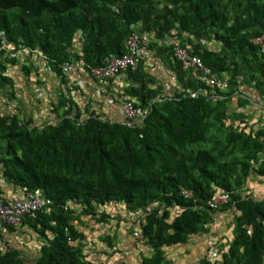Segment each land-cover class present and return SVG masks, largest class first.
Returning <instances> with one entry per match:
<instances>
[{"label": "trees", "instance_id": "16d2710c", "mask_svg": "<svg viewBox=\"0 0 264 264\" xmlns=\"http://www.w3.org/2000/svg\"><path fill=\"white\" fill-rule=\"evenodd\" d=\"M134 31L172 37L228 87L184 69L171 47L142 42L175 73L172 92L155 86L141 51L138 68L120 75L127 83L119 96L146 109L144 117L116 121L81 108L62 64L75 61V72L92 76L107 57L129 52ZM263 44L264 0H0V93L16 100L13 109L0 106V198L51 200L21 226L0 228V264H97L82 226L141 211L140 240L152 251L142 264H170L164 248L208 233L217 213L230 214L232 234L196 264H264V128L232 107L235 97L239 107L252 104L242 86L264 90ZM35 51L60 78L54 118L40 123L23 112L9 73L24 55V81L45 83ZM221 193L229 202L211 208ZM102 234L96 239L114 247Z\"/></svg>", "mask_w": 264, "mask_h": 264}, {"label": "crops", "instance_id": "0c3cea01", "mask_svg": "<svg viewBox=\"0 0 264 264\" xmlns=\"http://www.w3.org/2000/svg\"><path fill=\"white\" fill-rule=\"evenodd\" d=\"M142 52L146 57L144 60L145 69L156 78L157 83H155V86H161L165 93H171L172 85L175 81V73L151 48L148 49L143 47ZM25 59V56H21L17 64L9 66V73L13 74L17 94L23 105L27 107V116L33 117L29 112L30 101L34 103L32 111H35L37 116H44L46 114L54 116L51 113V109H49L52 106L49 104L48 108V103L52 102V100L57 101L55 91L60 85V78L57 74L50 71L47 64L39 63L38 66L41 68V73L43 72L45 83L40 84L37 79H35L34 84L30 81L25 82L22 78V64ZM69 77L70 76H67L69 83H75L79 86L76 91V96L77 102L80 104L81 108L84 109L85 107H89L90 110H98L101 112L105 118H111L116 121L123 120V105L121 97L119 96V91H123V87L126 86L127 83L124 75L110 80L104 87H100L95 78L83 71H74V73L71 74V79H69ZM241 92L244 93V95L241 96H247L252 104H249L246 108L239 107L238 97H235L232 104L233 110L244 112L249 116L248 119L252 120V123L255 124V127L264 128V90L260 92L253 85H245L241 87ZM21 93H23V97ZM53 95L56 96L55 99H53ZM37 96L38 98H36ZM35 121L39 122L40 120L37 121L35 119ZM260 193L262 194L261 196L264 195V191ZM146 214V212L142 211L136 214L124 213L123 219L120 220L116 217H110L111 223L105 226H103V224L99 225L93 221L87 224L89 226L83 225L82 228L86 231L88 236H92L91 238L95 241L92 243L90 237L85 239V253L97 264H142L143 257H150L152 251L149 246L141 242V237L135 236V232L140 231L141 222L144 220ZM227 215L230 214H215L214 222L208 233L194 235L186 244L165 247L166 257L171 261L170 264H196L202 259L207 258L208 253L215 255L216 252H219L220 244L224 243L223 239H226L224 230L220 225L221 218H223L222 216L227 217ZM229 223L231 225L230 220ZM213 224L215 229L212 230V228H214ZM91 227H96L97 232L91 231ZM221 228L223 231H221L220 234ZM230 228L232 230L233 225H231ZM101 233H103V236L107 235L109 241L112 239L114 247H111V245H108L102 240L96 239V235H101ZM20 236H22L21 238L24 240L27 239L25 235L24 238L23 235ZM217 237L220 238L217 240ZM21 238L17 236L18 241ZM31 241H35V239ZM214 243H216L217 247L213 250L212 244ZM31 245L35 251L39 250L40 244L36 241L31 243Z\"/></svg>", "mask_w": 264, "mask_h": 264}, {"label": "built area", "instance_id": "2783aa9c", "mask_svg": "<svg viewBox=\"0 0 264 264\" xmlns=\"http://www.w3.org/2000/svg\"><path fill=\"white\" fill-rule=\"evenodd\" d=\"M156 42L159 45L165 47H171L176 59L182 64L184 69H195L201 71L202 75L210 87L220 85L226 89L228 87L227 80H221L212 71V69L204 64L201 57L192 55L187 49L180 46L172 37L167 36L164 39H159L150 32H138L134 31L127 40V47L129 52L122 56L107 57L104 63L92 67L91 75L97 80L100 87H104L112 79H115L128 71L129 69H137L140 63V52L142 42ZM257 42L263 43V37L257 38ZM264 50V44H263ZM34 59L39 63L48 61L49 57L41 51L34 52ZM76 68L75 61H67L62 64V69L65 75L71 76ZM121 100L123 105V114L125 120H136L142 118L147 114V110L141 106L135 105L131 100L121 94ZM260 141H264V133L258 138ZM260 162H264V151L261 155ZM181 194L186 198L193 197V191L189 188L182 187ZM230 196L228 193H221L214 195L210 201L209 206L211 208H219L221 205L228 203ZM51 204L49 198L45 199L41 196H37L31 192H26L23 195H16L7 202L0 198V226L6 224L19 225L23 222V219L34 214L36 211L43 207H47ZM136 237H141V231L135 232ZM214 252V251H213ZM217 254V253H216ZM215 254V255H216ZM215 264H220L216 262Z\"/></svg>", "mask_w": 264, "mask_h": 264}, {"label": "rangeland", "instance_id": "374dc122", "mask_svg": "<svg viewBox=\"0 0 264 264\" xmlns=\"http://www.w3.org/2000/svg\"><path fill=\"white\" fill-rule=\"evenodd\" d=\"M24 55H22V57H23ZM43 73V72H42ZM30 82H33V84H34V82H35V77H32V79H30L29 80ZM35 85H37V84H35ZM26 91V90H25ZM37 95H38V93H37ZM21 96L23 97V93H21ZM55 97L56 96H54L53 95V99H55ZM36 98H38V96L36 97ZM16 100H11V99H9V98H7L6 96H4L2 93H0V106H5L6 108H13V106L15 105V102ZM6 102H8V104L7 105H5V103ZM29 112H30V114L37 120V121H51V118H54V116H51L50 114H46V115H44V116H37L36 115V112L34 111H32V109L34 108V103L33 102H29ZM48 108H49V103H48ZM50 109V108H49ZM22 110H23V112L24 113H27L28 111H27V107H26V105L24 106L23 105V107H22ZM52 113V112H51ZM39 121V122H40ZM38 122V123H39ZM229 215H227V217L226 216H222L223 218H221V223H220V225H221V227L223 228V230H224V235H225V237H227V236H231V234H232V230H231V225H230V223H229V220L231 221V216H229ZM213 227H214V224H213ZM222 228H221V230H220V234H221V231H223L222 230ZM213 229H215V227L214 228H212V230ZM218 238H220V237H217L216 239L218 240ZM191 260H192V258H191Z\"/></svg>", "mask_w": 264, "mask_h": 264}, {"label": "clouds", "instance_id": "9594fccd", "mask_svg": "<svg viewBox=\"0 0 264 264\" xmlns=\"http://www.w3.org/2000/svg\"><path fill=\"white\" fill-rule=\"evenodd\" d=\"M23 224V222L21 223V224H19V225H15V226H21ZM6 225H11V224H6ZM13 225V224H12ZM5 225H3V226H0V228H2V227H4ZM215 249V248H214ZM216 253H218V252H216ZM213 256L214 255H212V258H213ZM218 262V261H217ZM216 262H214V264H215ZM220 263V262H219ZM221 264V263H220Z\"/></svg>", "mask_w": 264, "mask_h": 264}]
</instances>
